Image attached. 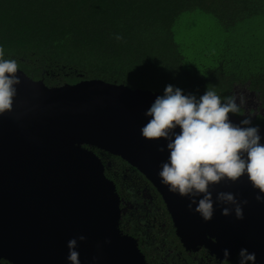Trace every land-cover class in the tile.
I'll return each mask as SVG.
<instances>
[{"label": "water", "instance_id": "1", "mask_svg": "<svg viewBox=\"0 0 264 264\" xmlns=\"http://www.w3.org/2000/svg\"><path fill=\"white\" fill-rule=\"evenodd\" d=\"M16 75L21 83L12 110L0 114V259L70 264L67 242L84 236L77 239L80 264H146L136 240L118 227L119 197L97 148L121 157L151 182L184 245L202 244L220 258L228 249L229 259L246 248L256 254L255 264H264V202L256 201L258 190L246 175L210 189L213 201L221 191L247 200L242 220L234 212L221 215L231 205L214 203V215L205 222L188 209V197L161 183L168 141L140 133L158 91L100 78L46 85L21 69ZM241 118L229 114L243 127ZM259 135L264 144V125Z\"/></svg>", "mask_w": 264, "mask_h": 264}, {"label": "trees", "instance_id": "2", "mask_svg": "<svg viewBox=\"0 0 264 264\" xmlns=\"http://www.w3.org/2000/svg\"><path fill=\"white\" fill-rule=\"evenodd\" d=\"M0 47L46 85L100 78L163 95L171 84L222 101L241 85L264 98V0H0ZM93 150L116 182L106 163H128Z\"/></svg>", "mask_w": 264, "mask_h": 264}, {"label": "clouds", "instance_id": "3", "mask_svg": "<svg viewBox=\"0 0 264 264\" xmlns=\"http://www.w3.org/2000/svg\"><path fill=\"white\" fill-rule=\"evenodd\" d=\"M116 39L123 37L117 35ZM4 56L5 50L0 47V114L12 110L17 95L15 86L21 83L16 75L18 62ZM236 99L233 96L222 101L214 89H207L197 99L169 84L145 113L151 119L140 129L146 140L168 141V159L161 164L158 173L161 183L170 193L188 197V209L198 213L205 222L214 215V203L232 206L223 207L221 215L229 216L234 212L236 219L244 218L243 206L247 200L238 201L233 193L221 191L213 201L210 189L221 182L235 183L246 175L252 188L258 190L256 201L264 202V144L260 143L259 127L249 126L251 119H243L240 122L243 127L229 120V114H238L245 103L242 96L239 104ZM177 127L178 134L174 131ZM164 150L163 147L158 149ZM197 197L200 198L197 200ZM77 239L83 241L85 237L67 242L70 264H80ZM229 255V250L224 249L225 261H229ZM238 257V264H255L256 254L246 248L240 249Z\"/></svg>", "mask_w": 264, "mask_h": 264}, {"label": "flooded vegetation", "instance_id": "4", "mask_svg": "<svg viewBox=\"0 0 264 264\" xmlns=\"http://www.w3.org/2000/svg\"><path fill=\"white\" fill-rule=\"evenodd\" d=\"M241 89L245 103L241 112L235 115L242 116V120H260L261 116L264 117V98L245 86ZM236 103H240L239 97ZM109 163L106 164L112 169L119 197L118 227L122 233L136 240L146 264H238L239 252L225 261L224 257L216 256L202 244L196 243L194 248L184 245L175 232L161 195L151 182L129 164L118 168Z\"/></svg>", "mask_w": 264, "mask_h": 264}, {"label": "rangeland", "instance_id": "5", "mask_svg": "<svg viewBox=\"0 0 264 264\" xmlns=\"http://www.w3.org/2000/svg\"><path fill=\"white\" fill-rule=\"evenodd\" d=\"M201 21V20H200ZM200 21L197 19L196 21L194 20V22H195V25L193 26V27H195V30H196V32L198 33L200 30ZM242 88V86L241 85H236V86H234V89H233V93H232V97L234 96V93L235 94H238V95H236V97L238 98V97H241V96H244V94L243 93H241V89ZM247 88V87H246ZM235 89L237 90L236 92H234L235 91ZM239 89H241V90H239ZM241 93V94H240ZM240 94V95H239ZM250 109V108H249Z\"/></svg>", "mask_w": 264, "mask_h": 264}]
</instances>
